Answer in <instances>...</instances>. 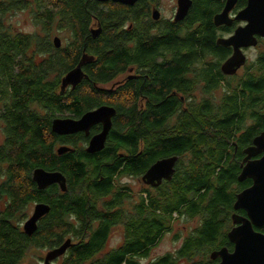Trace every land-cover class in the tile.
I'll return each instance as SVG.
<instances>
[{"label": "trees", "instance_id": "16d2710c", "mask_svg": "<svg viewBox=\"0 0 264 264\" xmlns=\"http://www.w3.org/2000/svg\"><path fill=\"white\" fill-rule=\"evenodd\" d=\"M147 1L150 0H145L144 6L148 28L138 34L141 57H136L129 52L128 32L124 30L128 11L121 5L96 0H0V123L4 126V142L0 145V264H21L31 248L51 251L68 239L73 246L62 256V264L91 260L112 226L105 221L100 232L95 234L91 229L96 198L114 191L128 198L130 194L115 185L116 179L126 175L141 177L155 162L170 156L179 157L176 174L147 190L146 197L141 196L133 208L136 212L128 219L127 245L110 264H122L126 254L133 256L142 251L148 255L172 229L178 215L201 221L184 239L177 257H191L200 249H215L223 243V182H236L240 172L241 150L236 152L235 143L242 147L264 130V114L252 113L255 124L238 137L251 116L248 109H254L257 93L260 92L259 102H264V81L255 84L250 76L244 82L243 94L234 88L225 94L221 106L207 101L189 113L179 103L178 121L171 127L168 121L174 105L166 104L170 89L166 91L164 78L175 67L182 79L187 65L208 54L220 61L228 57L229 50L216 43L218 29L214 24V16L227 0H193V9L184 21L177 26H163L162 43L150 37L152 13ZM246 1L239 0L238 8H243ZM24 10L41 26L42 34L16 33L7 26L8 15ZM98 21L102 32L94 39L91 27ZM196 24L200 27L195 30ZM55 28L70 32L64 47H55ZM231 32L223 27V33ZM159 49L179 50L185 56L180 54L173 62L159 63L154 53ZM84 54L97 57L85 68L90 82L62 93L61 79ZM140 61L159 68L156 71L159 78L163 77L161 89L151 91H163V95L154 94L158 101L148 106L147 112H141L136 105L126 109L120 104L101 158L88 157L76 148L58 155V143H76L70 137L55 135L52 120L65 113L79 117L96 107L105 91L93 83H107L129 63L141 65ZM216 84L217 81L212 86ZM117 94L123 97L124 89ZM119 150L126 151L127 156L119 157ZM124 162L129 165L122 167ZM37 169L61 172L67 179V191L57 185L39 189L33 180ZM38 203L49 205L51 210L29 236L23 225L29 219L28 207ZM172 257L167 255L155 264H175ZM127 264L135 263L131 260Z\"/></svg>", "mask_w": 264, "mask_h": 264}, {"label": "flooded vegetation", "instance_id": "af4514ba", "mask_svg": "<svg viewBox=\"0 0 264 264\" xmlns=\"http://www.w3.org/2000/svg\"><path fill=\"white\" fill-rule=\"evenodd\" d=\"M96 1L101 4H111V3L118 4L124 7V9L128 11L124 30L128 32L127 37H129V43H128V47L130 50L129 52L133 53L136 57H141V51L138 49L139 42H137V37L139 36L138 34H141L144 30L148 28L147 27L148 19L146 18V7L144 6L145 0H138L133 5L114 3L112 1H107V2H100L99 0H96ZM191 1H192V5L188 11L187 16L189 15V12L192 11L193 6H194L193 0ZM179 2L180 0H176V10L174 14L172 15V18L166 19L163 17L162 13L160 12V9L157 8L159 4L157 0L147 1V4L150 6L151 13H152L151 14L152 28L149 31L151 38H155L157 40L159 39L161 40L160 43H162L161 38H163V36H161V29L163 28V26H167L168 24L169 25L174 24L175 26H177L178 25L177 23L185 20V19L181 21L176 20V16L180 8ZM247 3H248V0L246 1V5L243 8H238L237 4L234 6V8L229 12V19L231 20V22L228 25L224 24V25L217 26L215 24L216 16L221 14L224 11L225 6L221 11H219L214 16V24H215V27L218 29V33L215 35L216 43L218 46L223 48L224 46L218 43L219 40L229 38L235 33L237 28L241 26H245L247 24L246 22L239 21L236 19L237 15L243 9L246 8ZM138 10H140L139 15L136 14ZM155 12L159 14V19H155L153 17V14ZM94 24H96L98 26V29L100 28L102 32L101 23L98 21ZM198 26L199 25L197 24L195 25V30L200 27ZM223 27L232 29V32L223 33ZM92 30L93 29L91 28V33H92ZM204 36H207L210 38V35H208L207 33H204ZM257 39H258V44L256 47L247 48L243 50V53L246 56V62L236 72H230L223 68L224 64L227 62L229 58L232 57L234 53L233 49L230 47L229 48L224 47L225 49L229 50V55L224 61H220L219 58L215 55L208 54L202 57V59H199L198 61H196L195 63L191 65H187L184 69V76L182 77V79L178 77L177 75L179 68H175V67L172 68V70L170 71L171 75H168L164 78L165 83H166V91L170 89L169 92L165 96V99L167 101L166 104L174 105L173 108L171 109L172 114L169 118L168 124L171 127L176 126L177 121H178V116H179V107L177 108V106H179V103L181 104L183 111L189 112V113H191L192 109H194L196 106H200L207 101L221 106L223 102V97L225 96V94L231 92L232 90H234V88L238 90L237 92L239 95L243 94L244 82H246L250 76L255 81V84L260 83L261 81H264L263 80L264 79V49H260V46L264 47V37L258 36ZM250 51H254L253 60H251L249 57ZM154 53L157 55L156 61L159 63L165 60L173 62L174 60L178 59L180 54L185 56V53H180L179 50L176 51V50L159 49ZM84 55L89 56L88 54H84ZM89 57H93V60L85 64L82 67L83 72L85 73L86 77H84L83 81L75 89H73L72 86H70L68 89L76 90L81 85H84L85 82H90V77L88 75V72L85 70V68L87 65L94 63L97 60V57L92 56V55ZM140 62H141V65H139L138 63H134V62L129 63L124 70L118 72L116 76L107 83H98V84L93 83L94 86L98 90L105 91L103 93L102 99H98L99 101L96 107L85 110L79 117H74L70 113H65L63 117H57V118H71L75 120H80L86 113L95 111L101 107L113 108L116 113L112 118V128L107 136L104 149L94 154H89L87 152V149L90 146L91 140L95 136L101 134L103 131V124L97 123V124L92 125L88 132H79L76 134H70V135H65V136L57 135L62 138L70 137V139L74 140L76 143L75 145H69V146L68 144H65V143H58L56 147L57 151H58V148L64 146V147H68L71 149L69 152H74L76 148L82 151L84 154L88 155V157L101 158L103 154L102 152L106 149V146L108 145L109 140H110V136L112 135V131H113V128L116 122L115 120L119 113V108H120L119 105L120 104L125 105L126 109H130L132 106L136 105L137 107H139L138 110H140L141 112H147L148 106H150L151 104H155V102L158 101V97L154 96V94L163 95V91L161 92H151V91L152 90L158 91L161 89V86H162L161 79L163 77L159 78L158 71H156V70H159V68L148 65V64H142L144 63L142 61ZM212 64H217L218 67L213 66ZM212 69H213V72H212ZM208 72L212 73V75H208ZM62 79H61V85H62ZM232 80L234 82H230ZM216 81H217V84L213 87L212 84H214ZM111 83L113 84L112 87L107 88V86L110 85ZM120 89H124L123 99H121V96H118L119 94H117ZM263 95L264 94H262V98L264 100ZM248 96L249 94L246 95V98H248ZM259 97H260V92L257 93L256 95V102H255V105L253 106L254 109L253 110L248 109L249 113H251V116L247 117L245 127H243L242 131L238 135V137L240 138L243 134L246 133L248 127L255 124L254 116L252 115V113H255L257 115L264 114V102L262 103L261 100L259 102ZM263 132L264 130L255 134L252 137L251 141L248 142L246 145H243L242 147H240L239 145L235 143L236 152H238V150H241L240 155L242 156V158L239 164L240 172L238 174L237 181L229 185L227 184L226 180L223 182L224 183L223 190L225 192L223 196L225 197L224 199L225 202L223 203V216L225 218V222L223 225V243L215 249H210L211 250L210 254H207V252L206 254L204 253V251L206 250V247H205L203 249L198 250L194 256L177 257L176 254L180 250V248H182L183 243H184L183 241L181 247L176 251L175 254H173V257L170 259L171 262L175 264H178V262L180 263L191 262L190 264H227V262H229L230 258H227L225 256L222 257L220 255L222 249L225 250L224 253L226 255L234 254L236 250V244L230 240L229 233L233 231L234 229L240 228L242 225H244L245 221L250 218L249 211L247 210V208H243V207L236 208V204L238 201V196L242 194L244 191L254 186V180L249 177H246L244 180H240V176L242 175L244 168L248 165L249 162L260 160L264 156V152H262L248 159V154H246L245 151L251 146H253L254 139L260 136ZM141 147L142 149L145 148L144 142L142 143ZM118 155L119 157L127 156L126 151L124 150H119ZM170 157H174V156H170ZM170 157H167V158H170ZM178 161H179V157H178ZM177 163H176V166H177ZM102 165L106 166L104 163ZM108 165H111V164H108ZM128 165H129L128 162H124V165L122 167H127ZM176 166H175V173L173 174L172 178L176 174ZM148 170H146L145 173L141 177H136L132 175L123 176V177H128L131 179H138L144 185H146L143 191L144 197H146L145 192L147 190H152L153 187H157L161 185L164 181L168 180V179H163L160 184H158L157 182L156 184H147L146 181L144 180V176L146 175ZM119 180H120L119 178L116 179L115 185H117ZM118 188L123 193L128 192V189H129L128 187L123 186V185L119 186ZM118 194L119 193H116L114 191L105 196L96 198L95 200V207H96L95 215L96 216H95L93 225L91 226V229L95 231V234L100 232L101 229L105 228V225H104L105 221H110L112 223V226H110V230L108 232L109 234L104 244H101V246L97 248V251L94 253L91 260H88L84 262L83 264H100V263L110 264L113 257L115 255H118V253H121L122 249L126 247L127 242H128L126 239V233L128 231V225H127L128 219L131 216V214H133L136 211L135 210L133 211V209L131 210V208H129V206L126 204L127 197L118 196ZM138 203L134 204L133 208ZM115 218H117L116 222L114 221ZM252 226L255 232L264 234V225L262 226L252 225ZM115 231L122 234V237L116 241V244L114 247H110L109 241L111 239L112 233ZM95 238L96 239L99 238L98 234L95 236ZM150 253L148 255L147 254L145 255V253H142V251H140L139 254L136 253L133 256L132 254H126L123 257L122 264H127L131 260L135 264H155L157 262H160L161 259L165 257V256L156 257L154 259H151L149 257ZM59 260H61V264H62L63 262L62 257H59L53 260L51 263L54 264L55 261H59Z\"/></svg>", "mask_w": 264, "mask_h": 264}, {"label": "water", "instance_id": "95a60500", "mask_svg": "<svg viewBox=\"0 0 264 264\" xmlns=\"http://www.w3.org/2000/svg\"><path fill=\"white\" fill-rule=\"evenodd\" d=\"M99 1H112L114 3L133 5L138 0ZM238 1L227 0L224 11L215 18V24L217 26L230 24L229 12ZM179 3L180 8L176 16L177 21L185 19L192 5V1L180 0ZM153 17L159 19V14L155 12ZM236 19L247 24L237 28L235 33L229 38L221 39L218 42L224 47L232 48L234 51L232 57L223 66L225 70L230 72H236L245 64L246 56L243 50L256 47L258 44L257 37H264V0H248L246 8L237 15ZM100 33V28L98 30H92L94 38H97ZM54 44L56 48H60L61 39L59 37L54 38ZM92 60L93 57L84 55L79 64L65 75L62 79V93L70 86L75 89L83 81L86 75L82 67ZM115 113L113 108L101 107L95 111L86 113L80 120L55 118L51 124L52 132L60 136L88 132L92 125L102 123V133L91 140L90 146L87 149L89 154H94L104 149L107 136L112 128V118ZM70 150V148L62 146L58 148L57 153L62 155ZM262 152H264V132L256 137L253 146L245 151L248 154V159ZM177 161V156L159 160L147 171L144 180L147 184H156V182L160 184L163 179L171 180L175 173ZM246 177L254 180V186L238 196L236 208H247L250 218L240 228L234 229L229 233L230 240L236 244V250L231 255H226L224 253L225 250H221L220 255L222 257L230 258L227 264H264V234L255 232L252 226L264 225V156L260 160L248 163L240 176V180H244ZM33 180L41 190L53 185H59L62 191H67V179L59 171L37 169L34 171ZM50 210V206L47 204H36L33 214L23 225L25 233L32 236L38 229L39 221L49 214ZM72 246V240H66L63 245L48 252L44 264H52L51 262L53 260L62 257Z\"/></svg>", "mask_w": 264, "mask_h": 264}, {"label": "rangeland", "instance_id": "374dc122", "mask_svg": "<svg viewBox=\"0 0 264 264\" xmlns=\"http://www.w3.org/2000/svg\"><path fill=\"white\" fill-rule=\"evenodd\" d=\"M159 3L157 8L160 9L163 17L166 19H171L172 15L176 10V0H157ZM7 26L12 29L14 32H22L25 34H42L41 26H39L35 19L31 16L29 11H17L12 16L8 15V20L6 22ZM94 24V23H93ZM93 30H98V26L94 24L91 27ZM54 37H59L61 39V46L64 47L66 43H68V39L70 38V32L68 30L55 28ZM260 49H264L263 46H260ZM254 51H250L249 57L253 60ZM40 60V59H39ZM230 82H234L233 80ZM112 83L107 86V88L112 87ZM123 99V97H121ZM3 124L0 123V145L4 142V133H3ZM117 185L126 186L129 188L128 193L130 194L127 198V205L131 210L133 209V205L140 202L141 196L144 195V185L138 179H131L128 177H120ZM144 197V196H143ZM35 204H32L28 207V218L34 212ZM200 218H189L187 216H176L174 224L172 225V229L167 232L162 240L158 243L154 249H152L149 257L154 259L156 257H164L167 255H173L176 251L181 247L184 238H186L192 231L197 229L200 225ZM122 237V234L118 232H113L111 235V239L109 241V246L114 247L116 241ZM72 238V237H68ZM73 242H77L74 240ZM50 250L46 248H31L28 253V256L21 264H44V259ZM210 254L211 250L206 249L204 253ZM191 262H178V264H190ZM54 264H61V260L55 261Z\"/></svg>", "mask_w": 264, "mask_h": 264}]
</instances>
